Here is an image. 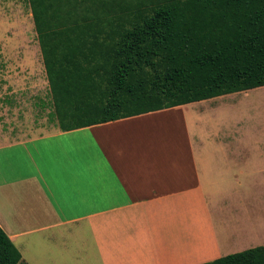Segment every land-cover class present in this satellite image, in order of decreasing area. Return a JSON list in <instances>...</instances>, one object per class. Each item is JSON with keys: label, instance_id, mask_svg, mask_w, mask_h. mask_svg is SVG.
<instances>
[{"label": "crops", "instance_id": "1", "mask_svg": "<svg viewBox=\"0 0 264 264\" xmlns=\"http://www.w3.org/2000/svg\"><path fill=\"white\" fill-rule=\"evenodd\" d=\"M253 93L21 140L0 124V228L26 264H204L263 246Z\"/></svg>", "mask_w": 264, "mask_h": 264}, {"label": "trees", "instance_id": "2", "mask_svg": "<svg viewBox=\"0 0 264 264\" xmlns=\"http://www.w3.org/2000/svg\"><path fill=\"white\" fill-rule=\"evenodd\" d=\"M27 2L62 131L264 87V0ZM0 264H26L1 228Z\"/></svg>", "mask_w": 264, "mask_h": 264}, {"label": "rangeland", "instance_id": "3", "mask_svg": "<svg viewBox=\"0 0 264 264\" xmlns=\"http://www.w3.org/2000/svg\"><path fill=\"white\" fill-rule=\"evenodd\" d=\"M247 98L264 103V95L257 97L253 93ZM52 115L51 96L28 2L0 0L1 128L11 141L33 138L52 131L57 123ZM257 121L264 122V117H258ZM227 244L230 247V242ZM233 245L238 248L246 244Z\"/></svg>", "mask_w": 264, "mask_h": 264}]
</instances>
